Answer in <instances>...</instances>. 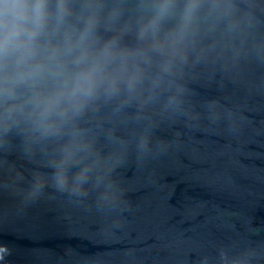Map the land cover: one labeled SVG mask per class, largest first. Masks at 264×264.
Segmentation results:
<instances>
[{"label": "water", "instance_id": "obj_1", "mask_svg": "<svg viewBox=\"0 0 264 264\" xmlns=\"http://www.w3.org/2000/svg\"><path fill=\"white\" fill-rule=\"evenodd\" d=\"M236 3L251 22L198 41L178 110L104 105L83 118L114 164L100 186L46 184L24 202L58 142L0 144V264H220L221 251L264 264V0Z\"/></svg>", "mask_w": 264, "mask_h": 264}, {"label": "clouds", "instance_id": "obj_2", "mask_svg": "<svg viewBox=\"0 0 264 264\" xmlns=\"http://www.w3.org/2000/svg\"><path fill=\"white\" fill-rule=\"evenodd\" d=\"M251 19L236 0H0V144L12 134L29 147L58 142L50 174H35L22 200L46 184L81 194L104 183L114 164L95 151L83 118L104 105L178 110V77L198 41ZM249 255L221 251L220 264Z\"/></svg>", "mask_w": 264, "mask_h": 264}]
</instances>
